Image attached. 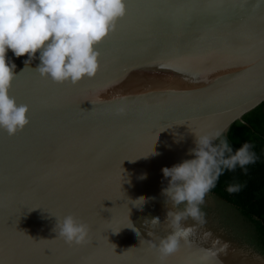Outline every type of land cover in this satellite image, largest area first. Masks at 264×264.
<instances>
[{"label":"water","instance_id":"obj_1","mask_svg":"<svg viewBox=\"0 0 264 264\" xmlns=\"http://www.w3.org/2000/svg\"><path fill=\"white\" fill-rule=\"evenodd\" d=\"M96 48V75L75 85L41 77L39 52L27 65L6 52L30 123L0 129V264H264L211 191L205 223L182 222L188 245L164 260L152 246L171 231L162 168L195 158L191 130L250 126L264 100V0H126ZM68 214L88 225L84 243L57 236Z\"/></svg>","mask_w":264,"mask_h":264},{"label":"clouds","instance_id":"obj_2","mask_svg":"<svg viewBox=\"0 0 264 264\" xmlns=\"http://www.w3.org/2000/svg\"><path fill=\"white\" fill-rule=\"evenodd\" d=\"M125 14L126 0H0V129L13 136L30 123L28 105L17 104L10 95L17 74L15 64L6 62L7 50L17 57L27 54L26 65L39 52L35 71L41 77L75 85L96 75L100 55L96 45L115 31L117 20ZM117 111L123 113L124 109ZM191 131L195 147L190 152L195 158L162 168L163 176L170 178L163 193L166 205H171L165 217L171 231L152 245L161 260L178 252L182 241L190 243L195 227L184 226L183 221L190 218L200 225L205 223L201 205L224 171L245 168L257 159L249 143L233 151L224 136L227 129ZM241 187L234 184L227 191L236 193ZM144 200L140 197L136 201L142 204ZM160 222L158 217L150 219L152 227ZM56 231L71 246L86 241L89 227L68 214L57 220Z\"/></svg>","mask_w":264,"mask_h":264},{"label":"trees","instance_id":"obj_3","mask_svg":"<svg viewBox=\"0 0 264 264\" xmlns=\"http://www.w3.org/2000/svg\"><path fill=\"white\" fill-rule=\"evenodd\" d=\"M242 118L250 126L236 120L225 137L233 151L249 143L257 159L245 168L225 170L210 191L237 212L250 240L264 251V100ZM234 184L241 185V190L229 193L227 188Z\"/></svg>","mask_w":264,"mask_h":264}]
</instances>
